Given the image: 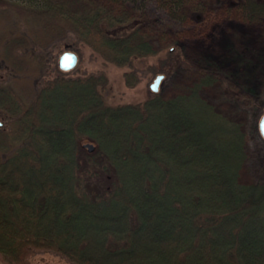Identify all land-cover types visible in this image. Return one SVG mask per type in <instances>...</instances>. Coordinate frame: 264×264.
<instances>
[{
  "label": "trees",
  "instance_id": "1",
  "mask_svg": "<svg viewBox=\"0 0 264 264\" xmlns=\"http://www.w3.org/2000/svg\"><path fill=\"white\" fill-rule=\"evenodd\" d=\"M185 1L207 0H168ZM38 2L25 32L4 27L0 11V64L26 98L23 106L0 85V260L34 264L48 252L71 264H264V97L192 65L119 1ZM244 8L251 20L264 15L259 1ZM67 34L65 49L88 47L128 68L127 88L178 69L192 81L171 96L150 89L113 104L104 69L63 71L57 54L49 59ZM164 50L158 64L136 66ZM216 83L253 117L248 127L202 97Z\"/></svg>",
  "mask_w": 264,
  "mask_h": 264
},
{
  "label": "rangeland",
  "instance_id": "2",
  "mask_svg": "<svg viewBox=\"0 0 264 264\" xmlns=\"http://www.w3.org/2000/svg\"><path fill=\"white\" fill-rule=\"evenodd\" d=\"M105 1V0H104ZM116 1L128 7L132 15L148 30L162 34L167 39L162 44L169 47H179L192 65L216 69L220 75L230 77L246 91H252L258 97H264V15L256 21L247 16L244 8L245 0H207L200 4L183 2L180 7L173 8L168 0H107ZM264 4V0H256ZM38 0H0V11L4 10V27L17 28L25 32L35 26L32 11L38 9ZM1 15V14H0ZM72 34L58 40V46L51 52L50 60L65 51V42L73 41ZM18 52H22L21 50ZM165 50L159 56H153L141 61H135L139 68L151 63L158 64V58L165 57ZM78 64L86 71L104 69L110 80L105 90L107 100L113 104L121 102L142 101L149 93V85L154 80L149 74L142 77L136 86L127 88L122 74L128 68L117 67L105 63L88 47H82L77 52ZM47 75H51L50 69ZM15 73L6 64H0V85L6 86L17 95L21 105L25 106V97L18 93L14 82ZM192 81L190 73L178 69L172 75H164L159 83V92L166 96L174 95L183 90ZM34 78L32 88L36 86ZM202 97L207 99L216 110L246 127L249 124L248 112L234 101L226 99L221 94L219 85L205 88ZM5 118L0 113V126L5 127ZM242 125V126H244ZM87 143V142H84ZM89 143V142H88ZM86 148V147H85ZM245 166L242 169L241 180H250L251 172ZM34 264H71L57 254L48 252L37 253L33 257ZM0 264H4L0 260Z\"/></svg>",
  "mask_w": 264,
  "mask_h": 264
},
{
  "label": "water",
  "instance_id": "3",
  "mask_svg": "<svg viewBox=\"0 0 264 264\" xmlns=\"http://www.w3.org/2000/svg\"><path fill=\"white\" fill-rule=\"evenodd\" d=\"M57 61H58V67L61 70L66 71L76 67V64L78 63V56L77 53H75L74 51L65 49V51L58 56ZM162 76L163 74H157L154 77V80L149 85L151 91H159L158 87H159V83L163 78ZM257 126L260 136L264 138V112L261 114ZM83 145L87 148L89 152H91V150L94 148V144L92 143L87 142L84 143Z\"/></svg>",
  "mask_w": 264,
  "mask_h": 264
}]
</instances>
